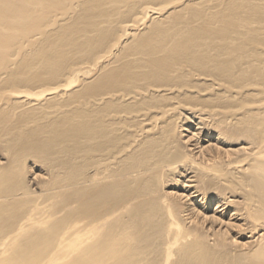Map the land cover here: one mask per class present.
Segmentation results:
<instances>
[{"label": "bare ground", "instance_id": "obj_1", "mask_svg": "<svg viewBox=\"0 0 264 264\" xmlns=\"http://www.w3.org/2000/svg\"><path fill=\"white\" fill-rule=\"evenodd\" d=\"M0 264H264V0H0Z\"/></svg>", "mask_w": 264, "mask_h": 264}]
</instances>
